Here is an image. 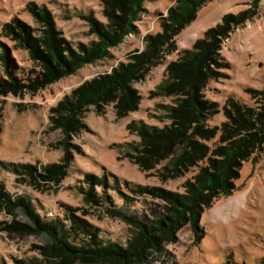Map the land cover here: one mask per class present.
Returning <instances> with one entry per match:
<instances>
[{"label":"rangeland","instance_id":"obj_1","mask_svg":"<svg viewBox=\"0 0 264 264\" xmlns=\"http://www.w3.org/2000/svg\"><path fill=\"white\" fill-rule=\"evenodd\" d=\"M250 1L213 0L203 6L197 18L178 35V50L152 68L143 81L134 84L142 96L138 111L119 120L113 105L107 108L105 115L88 112L84 119L87 128L70 139L69 174L58 183L42 178L34 182L20 172L22 165L27 164L36 166L39 173L49 164H62L64 135L52 129L50 109L83 82L110 73L126 61L130 53L143 50L145 35L161 30L160 18L166 15L174 0L147 1L146 12L137 23V33L112 49L108 58L87 65L41 91L0 95V185L13 199L24 198L30 202L45 221L58 220L68 229L71 225L68 216L74 213L98 228L104 242L127 244L132 235L131 226L108 210L148 223L160 218L164 214V201L149 194H135L130 189L155 186L180 192L182 184L195 175L198 168L183 177L163 181L158 171L165 163L143 172L125 159L115 145L139 141L136 134L127 130V125L134 120L157 127L171 123L160 105H172L173 98L150 96L164 79L167 65L179 58L181 49L192 48L224 15L245 10ZM42 10L47 11L60 37L77 51L81 44L88 45L96 39L87 17L106 22L102 0H0V56L5 54L6 57V63L0 57V80L9 74L17 82L27 83L39 76L40 68L31 59L29 50L17 46L13 41L16 36H4L3 28L18 19L30 28L33 37L39 36L45 23L35 12L39 14ZM222 55L230 68L225 70L224 78L210 83L204 91L205 97L221 107L230 95L252 104L247 90L264 87V0L259 17L238 28L223 43ZM224 120L221 111L208 124L219 126ZM88 175L106 176L109 200H101L98 205L85 201L90 188L85 183ZM236 185V191L219 197L204 210L201 226L205 236L199 243L195 242L190 229L184 228L178 234V241L167 246V253L159 261L151 260L150 264H264V150L257 162L243 164ZM93 187L104 196L102 188ZM84 213L86 215H82ZM14 219L29 224L23 211L16 210L11 215L0 207V264H63L60 258L42 253L48 242L45 234L4 230Z\"/></svg>","mask_w":264,"mask_h":264},{"label":"trees","instance_id":"obj_2","mask_svg":"<svg viewBox=\"0 0 264 264\" xmlns=\"http://www.w3.org/2000/svg\"><path fill=\"white\" fill-rule=\"evenodd\" d=\"M147 1L102 0L106 22L87 17L96 39L88 45L81 44L78 51L60 37L46 10L39 14L35 12L45 23L39 36L33 37L30 28L18 19L7 23L3 28L4 36H16L13 41L20 48L29 50L40 72L36 80L27 83H19L8 74L7 78L0 80V95L41 91L87 65L108 58L112 49L137 33V23L146 12ZM211 1L174 0L166 15L160 18L161 30L145 35L143 50L130 53L127 60L110 73L87 80L65 95L50 109L49 116L52 129L60 130L64 135L61 141L65 151L62 164H49L41 173L36 166L27 164L22 165L20 172L34 182L42 178L58 183L67 177L72 161L70 139L87 128L86 114L93 111L105 115L107 108L113 105L119 120L138 111L142 96L134 84L143 81L152 68L178 50V35ZM262 1L251 0L245 10L224 15L220 23L194 42L192 48L181 49L179 58L169 62L164 79L150 96L173 98L172 105H160L171 120L170 124L157 127L143 120H134L127 125V130L136 134L139 141L115 145L125 159L143 172L155 170L165 163L158 171L163 181L183 177L191 169L198 168V172L182 184L180 192L155 186L130 189L135 194H149L164 201L162 217L148 223L136 217L118 216L117 211L108 210L112 216L120 217L131 226L132 235L125 245L104 242L98 228L86 219L72 213L68 216L71 222L68 229L58 220L45 221L30 202L24 198L13 199L0 185V207L11 215L21 210L29 219V224L14 219L4 230L45 234L48 242L42 253L60 258L63 264H150L151 260L159 261L167 253V246L178 241V234L184 228H189L195 242L199 243L205 236L201 226L204 210L219 197L236 191L243 164L257 162L264 150V87L247 90L252 104L230 95L221 107L204 95L210 83L224 78L225 70L230 68V63L222 55L223 43L238 28L259 17ZM0 57L6 63L5 54ZM221 111L225 120L219 126H210L208 122ZM85 183L90 187L85 197L88 204L98 205L101 200H109L106 176L88 175ZM94 185L102 188L104 196L97 193Z\"/></svg>","mask_w":264,"mask_h":264}]
</instances>
